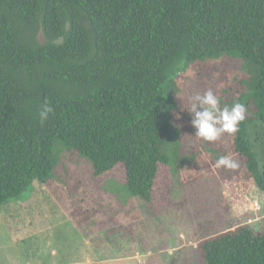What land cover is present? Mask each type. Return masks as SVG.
<instances>
[{"label": "trees", "instance_id": "16d2710c", "mask_svg": "<svg viewBox=\"0 0 264 264\" xmlns=\"http://www.w3.org/2000/svg\"><path fill=\"white\" fill-rule=\"evenodd\" d=\"M39 26L44 45L28 33ZM221 54L254 66L234 149L264 190V0H0V207L70 148L96 176L123 164L130 195L153 208L160 165L187 158L172 121L180 65ZM45 99L54 111L41 123ZM200 249L205 264H264V230L242 224Z\"/></svg>", "mask_w": 264, "mask_h": 264}, {"label": "rangeland", "instance_id": "374dc122", "mask_svg": "<svg viewBox=\"0 0 264 264\" xmlns=\"http://www.w3.org/2000/svg\"><path fill=\"white\" fill-rule=\"evenodd\" d=\"M40 28L28 33L36 38ZM253 69L238 54L180 65L172 121L187 158L160 165L153 208L130 195L123 164L96 176L86 156L59 150L51 178L35 180L25 198L0 207V264H205L200 242L206 237L246 223L263 231L264 190L249 175L248 161L235 152L237 133L206 142L195 136L192 116L183 108L208 89L220 97L221 108L235 102L246 106ZM259 138L264 168V133ZM172 153L177 157L176 149ZM221 155L239 167L216 168Z\"/></svg>", "mask_w": 264, "mask_h": 264}, {"label": "clouds", "instance_id": "9594fccd", "mask_svg": "<svg viewBox=\"0 0 264 264\" xmlns=\"http://www.w3.org/2000/svg\"><path fill=\"white\" fill-rule=\"evenodd\" d=\"M190 100V107L183 105V108L192 116L191 124L196 130L195 136L206 142L217 141L225 133L234 136L238 125L246 119L247 109L243 103L235 102L231 107L221 108L220 97L212 89L203 94L197 92ZM53 111V107L45 99L39 112L41 123H44ZM215 167L236 169L239 165L231 156L221 155L216 160Z\"/></svg>", "mask_w": 264, "mask_h": 264}, {"label": "water", "instance_id": "95a60500", "mask_svg": "<svg viewBox=\"0 0 264 264\" xmlns=\"http://www.w3.org/2000/svg\"><path fill=\"white\" fill-rule=\"evenodd\" d=\"M69 27V23H67V28ZM37 41L39 44L44 45L45 44V33L43 31V27L40 28L39 33L36 36ZM64 40V36H60L58 39H55L54 42L57 44H61Z\"/></svg>", "mask_w": 264, "mask_h": 264}]
</instances>
